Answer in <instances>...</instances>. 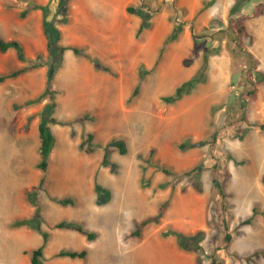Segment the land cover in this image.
<instances>
[{
	"label": "rangeland",
	"instance_id": "rangeland-1",
	"mask_svg": "<svg viewBox=\"0 0 264 264\" xmlns=\"http://www.w3.org/2000/svg\"><path fill=\"white\" fill-rule=\"evenodd\" d=\"M33 1H49L54 14L63 0ZM207 2L142 0L150 27L139 37L133 34L127 46L105 45L114 38L104 39L99 33L108 32L103 30L93 37L91 31L89 37L82 35L98 44L83 48L109 70L97 69L90 59L66 50L52 72L51 92L39 102L24 104L45 88L47 64L0 81V264H30V252L38 246L41 264H209L211 253L221 264H264V78L257 81L252 73L249 85L245 75L250 67L246 52L251 53L253 68L264 74V7L253 14L264 0H245L240 6L245 26L244 33L236 34L240 47L226 33L218 41L199 36L212 17L223 22L215 30L226 26L233 0H214L203 8ZM65 3L69 18L60 26L61 42L78 45L79 0ZM139 3L123 0L122 6L136 8ZM26 7V0H0V35L20 41L28 59L41 54L47 62L41 12L31 9L20 16ZM179 24L181 31L156 62L165 38ZM127 34L123 30L125 40ZM216 45L220 51L208 58L206 80L172 103L163 101L199 68L204 50ZM7 52L0 53L5 71L29 64L20 62L14 49ZM135 86L137 94L129 98ZM253 86V95L245 97V90ZM51 100L55 142L48 165L41 170L38 112ZM83 115L82 121H73ZM215 131L216 140L209 147ZM89 132L92 152L85 153L79 143ZM113 139H122L126 152L108 146L111 169L101 165V159ZM187 139L205 143L179 149L177 144ZM156 164L175 172L200 164L201 190L193 187L194 179L188 175H167ZM213 165L226 194L224 207L213 188ZM92 167L95 182L111 194L105 204L96 203ZM162 203L158 221L132 235ZM253 207L251 222L241 224ZM35 210L37 218L20 223L32 218ZM60 222L80 224L95 238L89 241L78 231L57 227ZM200 229L201 251L182 250L170 237L171 230ZM226 232L231 235L228 243ZM83 248L87 251L83 259L57 255L59 250Z\"/></svg>",
	"mask_w": 264,
	"mask_h": 264
},
{
	"label": "trees",
	"instance_id": "trees-1",
	"mask_svg": "<svg viewBox=\"0 0 264 264\" xmlns=\"http://www.w3.org/2000/svg\"><path fill=\"white\" fill-rule=\"evenodd\" d=\"M214 0H209L206 4L203 5V8L206 7L208 4H211ZM245 0H233L232 5L230 6L227 14V24L224 28L215 30L216 26L218 24L223 25V22L217 18L212 17L208 24L204 27H202L199 31V36H207L210 39L217 41L221 39V36L223 34H227L230 37L231 42H235V47L238 45L240 47V44L237 40V35L242 34L245 32V26L242 23V17L243 14H241L240 6ZM27 7L23 9L20 12V16L24 17L31 9H39L41 12V27L42 32L45 37L46 43V51L48 53V61L44 62L41 59V54H37L36 58L34 60H30L26 57L24 48L20 41L17 39L11 38V39H5L0 35V52L4 53L9 48H13L16 53V57L20 62H29V64L22 65L8 73H4L0 75V81H3L6 78H12L17 77L18 75L26 72L29 69H33L38 66L48 65V79L46 81L45 88L43 91L38 94L35 98L26 100L24 102L25 105H30L35 102H39L45 95L49 94L50 88V79L52 76V72L55 68L58 67L60 60L66 50L72 51L76 55L84 56L93 63L94 67L97 69L102 70H109V68L105 65H102L99 59L95 56H91L83 47L72 45V44H64L61 42L62 40V31L60 29L61 24L67 23L68 16H67V3H65V0L61 2L59 7L55 10L54 14L52 13V9L50 7V2L46 3H38L33 0H26ZM264 7V2H260L255 6V9L253 10V14H257L262 11V8ZM126 11L135 14L140 17V23L136 29L135 36L139 37L142 32L145 29H148L150 27V21H149V14L148 9L142 3V0H140V3L138 4V7L134 8L132 6H127ZM53 14L51 17L50 14ZM62 14L63 17L58 20V15ZM181 31V25H177L173 28L170 34L165 38L163 45L161 47V51L158 54V57L156 59V62L160 59L161 52L164 48V46L173 41L178 33ZM232 51L234 50L231 48ZM242 49V48H241ZM220 51V46L216 45L211 48H206L202 54V62L199 66V68L186 80L181 82L178 86L175 87L173 94L168 96H163L162 100L167 103H172L180 98H182L184 95L189 94L198 84L204 82L206 80L207 75V69H208V58L210 55L218 54ZM246 54L249 57L248 64H250V67H248L245 70V75L247 79V83L251 85V75L254 73V76L256 77L257 81H261L264 78V74L260 69L253 68L254 60L251 58V53L246 52ZM142 65L139 66V71H141ZM144 73H141L140 76H142ZM254 85V84H252ZM247 88V87H246ZM254 86L252 88H247L245 90V97H250L254 93ZM137 94V86L134 87V89L131 92V95L129 98L135 96ZM243 98L240 101V108H244L246 104V98ZM55 108V102L49 101L46 102L41 110L38 112V123H37V131H38V137H39V145H38V152L40 155L39 161L37 162V167L41 170H45L48 165V158L50 155V152L53 148L55 137L51 130L50 123L53 122L52 114ZM85 115L78 116L73 119V121H82L84 119ZM60 123H69L65 121H60ZM216 131L211 134V140L209 142V147L212 146L216 140ZM93 139V134L91 132L87 133L86 136L82 138V140L79 143V148L82 149L85 153H91L92 148L89 146L90 142ZM205 141H197V142H191L189 139L180 142L177 144V147L179 149H185L189 147H195L200 146L204 144ZM108 146H113L118 149V151L121 154H124L126 152L125 144L122 139H113L107 142L104 152L101 159V165L103 166H109L111 169L114 168V163L110 161L109 159V151ZM156 166L165 174L167 175H188L189 177L193 178L194 181L192 183L193 187L197 189L198 191L201 190V183H200V174L202 170V166L200 164L194 166L193 168H190L185 171L175 172L172 171L169 167L161 164H156ZM216 167L213 165L212 167V183L215 193L219 196V200L221 202V205L224 207L226 206V194L223 189L222 183L219 181L217 176L215 175ZM94 191L96 194V203L101 205L105 204L109 198H110V192L108 189L103 187L98 182H95L94 184ZM61 203H68L69 199L65 198H58L57 199ZM165 207V203H162L159 207V211L155 216H149L144 219H142L137 225L135 230L131 232L132 235L138 236L141 232V229L147 225L150 222H157L159 217L162 215V210ZM255 212V208H252V214L244 219L241 224H248L251 222L253 213ZM38 217V212L35 210L34 214L32 215V218L29 219H23L20 223H29L31 219H35ZM57 227H64L73 229L75 231H78L80 234L84 235L87 240H92L95 238V233L93 231H89L85 228H83L82 225L72 223V222H60L57 224ZM170 234L173 235L175 238V242L177 244V247L185 250V251H197L202 250L200 241L204 237V230L200 229L195 232L185 233L179 230H171ZM43 240H46V234L43 233ZM231 240L230 233L226 232L224 234V242L228 243ZM258 253V252H255ZM87 254L86 249H72V250H59L57 252V255L59 256H67L70 258H81L83 259ZM42 256V246H38L37 248L33 249L30 252V264H41L40 257ZM210 257V263L209 264H221L220 261L217 260V257L214 253H211L209 255ZM197 263L200 262L199 256L196 257Z\"/></svg>",
	"mask_w": 264,
	"mask_h": 264
},
{
	"label": "crops",
	"instance_id": "crops-1",
	"mask_svg": "<svg viewBox=\"0 0 264 264\" xmlns=\"http://www.w3.org/2000/svg\"><path fill=\"white\" fill-rule=\"evenodd\" d=\"M123 0H79V46L80 47H89L92 45H98L97 43H90L87 39L82 38V35H87L91 31L90 36H94V32H99L100 30L107 31V34H101L104 39L106 37H113L114 44L109 41L105 43L109 47L113 45L115 47H123L130 44L133 34L135 35L136 29L140 23V17L131 14L126 11V7L122 6ZM108 8V9H107ZM135 15V16H132ZM94 27V29H91ZM123 30L127 31V39L125 40L123 35ZM87 37H89L87 35ZM6 39V38H5ZM103 39V38H102ZM102 42V41H101ZM104 44V43H103ZM75 45V44H73ZM77 45V46H78ZM114 47V48H115ZM10 49V48H9ZM13 49V48H12ZM7 52V51H6ZM4 52L3 54H7ZM2 53V52H0ZM4 55H0V58H3ZM4 61H0V75L5 72ZM16 69V68H15ZM14 70V69H13ZM12 71V70H11ZM95 173L96 168H91L90 175L93 178V187L95 184ZM88 185H92L90 181H87ZM175 242V238L170 236ZM169 237V238H170Z\"/></svg>",
	"mask_w": 264,
	"mask_h": 264
},
{
	"label": "bare ground",
	"instance_id": "bare-ground-1",
	"mask_svg": "<svg viewBox=\"0 0 264 264\" xmlns=\"http://www.w3.org/2000/svg\"><path fill=\"white\" fill-rule=\"evenodd\" d=\"M146 53H147V52L144 51V55H146ZM177 75H178V74H177ZM173 76H176V75H173ZM177 77H178V76H177ZM176 79H178V78H176ZM85 94H86V93H85ZM85 94H84V95H85ZM87 96H89V95H87ZM83 97H84V96H83ZM85 97H86V96H85ZM87 104H88V103H87ZM66 186H67V185H66ZM99 216H100V215H99ZM97 217H98V216H97ZM102 217H103V216H102ZM97 219L99 220V218H97ZM104 220H105V219H104ZM102 224H103V223H102Z\"/></svg>",
	"mask_w": 264,
	"mask_h": 264
}]
</instances>
